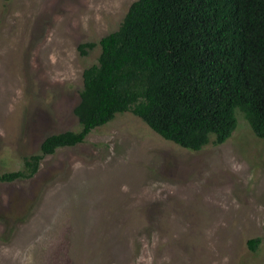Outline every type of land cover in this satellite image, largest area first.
Here are the masks:
<instances>
[{
	"label": "rangeland",
	"instance_id": "1",
	"mask_svg": "<svg viewBox=\"0 0 264 264\" xmlns=\"http://www.w3.org/2000/svg\"><path fill=\"white\" fill-rule=\"evenodd\" d=\"M133 1L0 0V173L80 129L100 48L78 45L116 30ZM237 111L232 135L197 151L116 114L32 177L0 181V264H264V138Z\"/></svg>",
	"mask_w": 264,
	"mask_h": 264
},
{
	"label": "trees",
	"instance_id": "2",
	"mask_svg": "<svg viewBox=\"0 0 264 264\" xmlns=\"http://www.w3.org/2000/svg\"><path fill=\"white\" fill-rule=\"evenodd\" d=\"M95 46L73 108L80 129L47 135L0 181L32 177L46 155L124 112L194 151L227 140L236 110L264 138V0H135L116 30L79 44L80 55Z\"/></svg>",
	"mask_w": 264,
	"mask_h": 264
},
{
	"label": "bare ground",
	"instance_id": "3",
	"mask_svg": "<svg viewBox=\"0 0 264 264\" xmlns=\"http://www.w3.org/2000/svg\"><path fill=\"white\" fill-rule=\"evenodd\" d=\"M9 49V48H8ZM59 50V49H58ZM11 54V53H10ZM6 55V54H5ZM63 62V61H62ZM3 63V62H2ZM1 83V82H0ZM1 97V96H0ZM2 98V97H1ZM181 231V230H180ZM67 243V242H66ZM49 245H51V244H49ZM60 251V250H59ZM59 257V256H58ZM62 257V256H61ZM57 258V257H56ZM64 259V258H63ZM55 260V259H54ZM56 261V260H55ZM53 264H66V263H64V261L63 260H60V261H56L55 263H53Z\"/></svg>",
	"mask_w": 264,
	"mask_h": 264
}]
</instances>
